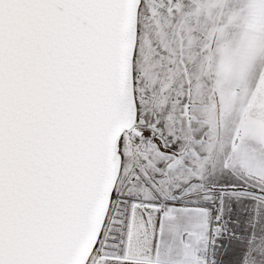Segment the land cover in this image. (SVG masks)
<instances>
[{
    "label": "snow or ice",
    "instance_id": "6c2138e0",
    "mask_svg": "<svg viewBox=\"0 0 264 264\" xmlns=\"http://www.w3.org/2000/svg\"><path fill=\"white\" fill-rule=\"evenodd\" d=\"M0 264H264V0H0Z\"/></svg>",
    "mask_w": 264,
    "mask_h": 264
},
{
    "label": "rangeland",
    "instance_id": "374dc122",
    "mask_svg": "<svg viewBox=\"0 0 264 264\" xmlns=\"http://www.w3.org/2000/svg\"><path fill=\"white\" fill-rule=\"evenodd\" d=\"M199 7H204L206 10L216 7L218 3H221V0H204V4H200L199 0H196Z\"/></svg>",
    "mask_w": 264,
    "mask_h": 264
}]
</instances>
